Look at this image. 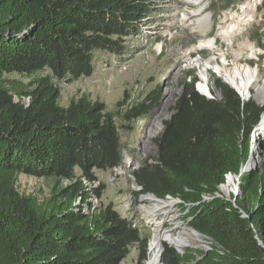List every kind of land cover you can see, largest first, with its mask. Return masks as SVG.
Wrapping results in <instances>:
<instances>
[{
    "label": "trees",
    "instance_id": "trees-1",
    "mask_svg": "<svg viewBox=\"0 0 264 264\" xmlns=\"http://www.w3.org/2000/svg\"><path fill=\"white\" fill-rule=\"evenodd\" d=\"M150 3L0 0V264H121L132 248L135 264H146L148 238L111 205L93 211L89 198L101 196L86 184L96 182L94 170L122 164L121 132L147 109L131 105L121 114V101L108 112L85 94L62 107L56 83L91 77L96 53L120 57ZM263 27L255 41L264 51ZM189 78L155 139L156 159L131 178L137 196L178 201L188 229L213 244L208 251L163 244L161 264H264V143L261 164L243 171L264 107L213 75L208 99ZM19 175L51 180L49 196L20 194ZM229 175L238 196L227 200L218 194Z\"/></svg>",
    "mask_w": 264,
    "mask_h": 264
},
{
    "label": "rangeland",
    "instance_id": "rangeland-1",
    "mask_svg": "<svg viewBox=\"0 0 264 264\" xmlns=\"http://www.w3.org/2000/svg\"><path fill=\"white\" fill-rule=\"evenodd\" d=\"M149 6L147 19L131 23L136 31L127 38L124 43L126 50L120 57L96 53L91 77L70 84L56 83V86L60 91L58 103L62 107H66L70 99L85 94L92 101L103 103L108 112L116 111V105L121 101V114L131 105L141 104L147 109L144 118L130 119L128 132H121L125 148L122 164L110 172L94 170L96 182L86 185L98 190L101 196L100 199L95 196L89 198L92 210L111 205L115 212L148 238L146 264L151 263L155 251L159 256L157 264H161L163 244L179 251L168 239L184 238L186 246L183 248L193 250L203 251V243L196 241L195 233L188 229L186 215L180 211L178 201H151L155 198L135 195L138 188L131 173L143 163L154 162L157 157L155 139L172 116L175 102L183 94L184 83H188L189 75H193L198 81L195 84L198 91L202 84L200 72L206 62L212 69L224 61L229 68L235 61L256 68L260 86L252 89L244 101L252 100L264 107V95L260 94L264 89V59H260L264 51L255 41L256 29L264 23V0H151ZM242 6L245 12L241 10ZM235 13L245 14L242 24L236 25V21L231 20ZM263 32L264 27L258 33ZM209 39L214 42L210 48L199 47ZM212 69L204 80L211 92L208 99L212 98L215 90L211 76L222 81ZM2 79L28 81L17 75H4ZM252 135L255 137L253 140ZM250 141L252 153L243 171L261 164L259 151L264 143V131L252 132ZM76 174L79 175L78 170ZM233 179L234 188H237V178ZM51 184V180L19 175L16 186L20 194L31 195L41 202L49 196ZM218 196L230 199V195H224L221 190ZM158 206L162 207L161 210L154 213V207ZM137 255L138 250L132 248L121 264H135Z\"/></svg>",
    "mask_w": 264,
    "mask_h": 264
},
{
    "label": "bare ground",
    "instance_id": "bare-ground-1",
    "mask_svg": "<svg viewBox=\"0 0 264 264\" xmlns=\"http://www.w3.org/2000/svg\"><path fill=\"white\" fill-rule=\"evenodd\" d=\"M199 2L201 0H192ZM258 1V0H257ZM245 7L242 6L241 10L244 11ZM245 14L243 13L240 15L239 13H235L232 17L231 20L236 21V25L242 24L245 21ZM233 30L229 31L232 32ZM228 34H226L227 36ZM214 44L213 39H209L207 42L204 43V45H200V48H210ZM226 60V59H225ZM226 63V61H224ZM222 63L221 65L215 66L213 69L210 68L211 64L209 62L205 63V66L200 72L201 78H202V84L198 86V89L200 92L204 95H209L210 89L207 87L206 82L204 80L206 79V75L209 70H213V73L220 78L225 84L230 86L232 89L236 91V93L239 95V97L244 101L246 100L251 93V90L254 89L257 86H260L259 83V77H258V72L256 68L250 67L248 65H243L240 64L238 61H235L233 66L229 68L226 64ZM201 82V81H200ZM197 91V90H196ZM261 96L264 95V89H261ZM264 113V112H263ZM261 121L260 124L258 123V132H263L264 131V117L260 119ZM255 138V137H254ZM221 192L228 196L231 194H234L235 188H234V179L232 176H227L225 179V183L220 187ZM219 190V191H220ZM151 198V197H150ZM153 199V198H152ZM151 200V199H147ZM155 199L151 200L154 201ZM161 206L154 207V213L159 212L161 210ZM149 214L151 211L148 212ZM153 214V213H152ZM151 215V214H150ZM196 235V234H195ZM195 240L197 241V235L194 237ZM184 238H177V239H168L169 243L173 246L176 247V249H183L185 245L184 243ZM186 248V247H185ZM158 262V252L155 251L150 264H157Z\"/></svg>",
    "mask_w": 264,
    "mask_h": 264
},
{
    "label": "built area",
    "instance_id": "built-area-1",
    "mask_svg": "<svg viewBox=\"0 0 264 264\" xmlns=\"http://www.w3.org/2000/svg\"><path fill=\"white\" fill-rule=\"evenodd\" d=\"M196 235H197V241H201L203 243V245H202L203 251L210 250L212 247V244H213L211 239H209L208 237L199 235V234H196Z\"/></svg>",
    "mask_w": 264,
    "mask_h": 264
},
{
    "label": "water",
    "instance_id": "water-1",
    "mask_svg": "<svg viewBox=\"0 0 264 264\" xmlns=\"http://www.w3.org/2000/svg\"><path fill=\"white\" fill-rule=\"evenodd\" d=\"M202 95H203L204 97H206V98L208 97V95H204V94H202ZM256 128H257V126H256ZM256 128H255L252 132L257 131L258 128H257V129H256ZM249 159H250V158H249ZM248 163H249V161H248ZM248 163H247V166H248ZM247 166H246V167H247ZM246 167H245V168H246ZM254 169H255V168H254ZM248 170H251V169L248 168L246 171H248ZM229 176H231V175H229ZM237 186H238V184H237ZM233 196H234L235 198L238 196V187H237V188L235 187V192H234ZM219 197H220V196H219ZM235 198H234L233 202H235ZM192 232L195 233V234H197L195 231H192ZM158 257H159V256H158Z\"/></svg>",
    "mask_w": 264,
    "mask_h": 264
},
{
    "label": "clouds",
    "instance_id": "clouds-1",
    "mask_svg": "<svg viewBox=\"0 0 264 264\" xmlns=\"http://www.w3.org/2000/svg\"><path fill=\"white\" fill-rule=\"evenodd\" d=\"M198 92V91H197ZM199 93V92H198ZM200 95H202V93H199ZM203 96V95H202Z\"/></svg>",
    "mask_w": 264,
    "mask_h": 264
}]
</instances>
